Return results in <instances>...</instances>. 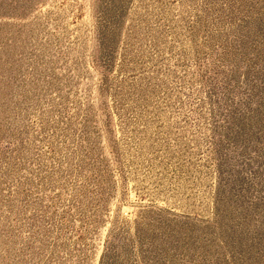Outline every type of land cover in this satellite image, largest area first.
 <instances>
[{
	"label": "rangeland",
	"instance_id": "1",
	"mask_svg": "<svg viewBox=\"0 0 264 264\" xmlns=\"http://www.w3.org/2000/svg\"><path fill=\"white\" fill-rule=\"evenodd\" d=\"M0 264H264V0H0Z\"/></svg>",
	"mask_w": 264,
	"mask_h": 264
}]
</instances>
